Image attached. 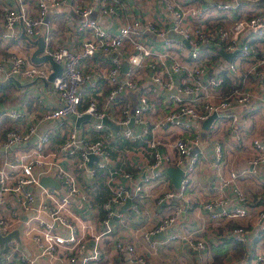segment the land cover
Listing matches in <instances>:
<instances>
[{"label": "built area", "instance_id": "obj_1", "mask_svg": "<svg viewBox=\"0 0 264 264\" xmlns=\"http://www.w3.org/2000/svg\"><path fill=\"white\" fill-rule=\"evenodd\" d=\"M158 1L164 10L162 22L149 17H129L127 0H101L103 13L115 14L116 31L108 29L104 20L90 16L92 5H79L74 0H37L35 14L29 11L27 0H17L15 6L5 5L0 29L3 38L14 37L19 22L27 35L35 37L41 32L51 6H68L83 18L78 22L82 33L79 46L52 44L50 36H44L43 52L63 66L61 73L51 79L59 103L42 111L35 121L26 120L15 106L0 110L4 131L0 135V151L13 148L14 153L6 154L0 162V234L19 228V240L32 247V253L28 254L16 236L3 245L0 242V264H100L104 259L106 264H120L122 260L157 264L135 242L117 237L112 219L115 215L125 219L123 205L129 198L133 211L141 215L139 200L145 186L162 179L167 174L165 167L172 164L183 168L181 183L157 194L156 204L169 207L170 211L163 213L146 235L150 238V233L175 224L192 203L187 192L191 173L198 160L208 154L204 149L190 152L202 143L205 119L216 112L212 121L223 117L235 123L250 112L255 89L246 83L250 79L264 82L263 0ZM146 31L162 37V46H151ZM221 48L235 52L227 58ZM99 52L112 54L111 65L104 71L96 68L85 71L84 61ZM52 71L51 63L41 65L21 53L0 59L4 78L49 80ZM101 77H106L110 85L104 104L95 92L84 104L85 82L94 88ZM141 79H147L148 83L142 85ZM138 87L136 104L129 97H121L125 90ZM150 90H155V96ZM156 95L164 97L163 100L157 101ZM261 97L264 102V88ZM84 112L97 118L93 127L98 136L92 137L88 130L84 133L75 123L65 128L67 116ZM104 117L125 126H107ZM132 118L134 124L129 125ZM45 121L56 124L39 131L40 123ZM172 124L182 129L171 137L174 153L167 150V141L158 133ZM34 134L38 137L30 142ZM124 140L145 142L148 161L140 166L146 168L145 173L141 175L137 169L122 165L110 170L109 192L99 200L79 181V169L95 176L100 169L111 167V143ZM252 141L257 152L244 173L254 172L259 163H264V138L253 137ZM213 144L215 160L219 161L221 143L217 140ZM44 175H52L60 185L44 184ZM117 175L124 180L117 182ZM240 177V172L231 170L214 182L217 191H225L235 182L236 203L230 204V196L224 192L203 203L215 221L226 217L246 221L224 226L218 242L223 237L243 243L250 239L251 209L246 193L237 184ZM257 221L254 254L238 264H264V208L258 210ZM108 237L113 238L110 246ZM185 238L197 255L209 251L205 238L191 235Z\"/></svg>", "mask_w": 264, "mask_h": 264}, {"label": "crops", "instance_id": "obj_2", "mask_svg": "<svg viewBox=\"0 0 264 264\" xmlns=\"http://www.w3.org/2000/svg\"><path fill=\"white\" fill-rule=\"evenodd\" d=\"M79 5H92L93 11L91 17H97L104 20L108 29L116 31L118 21L115 14L103 13L100 8L101 0H74ZM17 0H0V29L2 28L3 14L5 5H17ZM128 7L126 9L129 17L141 16L154 18L162 22L164 20L162 13L164 10L158 0H127ZM29 11L33 14L37 12V0H27ZM264 5V0L261 2ZM83 18L82 14L76 13L68 6L64 7H49L45 22L41 25V32L35 37L24 36V25L22 22L18 23L17 33L12 38H3L0 36V59L8 58L13 53H21L27 58L33 60V53L38 48L39 43L34 41L45 35L50 36V43L54 44L60 42L70 46H79L82 33L78 27V22ZM214 19L213 16H210ZM228 24L232 21L228 20ZM77 25V26H76ZM149 42L154 43L155 46L161 47L164 43L162 37H157L153 33H144ZM45 42V40H44ZM31 49L29 50V47ZM212 46V45H211ZM27 48V49H26ZM211 53L214 50H209ZM44 54L40 52L39 55ZM112 54L97 53L93 58L86 59L83 63V69L88 71L90 69H98L104 71L111 65ZM50 63V61H49ZM127 61H124V65ZM124 67V66H123ZM125 70V69H124ZM141 71L139 70V75ZM142 75V74H141ZM0 77L4 80L2 72ZM1 79V80H2ZM146 80V81H145ZM141 84L148 83L147 79H141ZM144 81V82H143ZM247 86L255 89V95L251 100V110L246 115H241L235 122L229 123V120L223 117H218L212 121L208 128H204L202 133V143L200 146L192 147L190 152L206 150L208 153L205 158L199 161L195 167L193 179L191 180L187 192L192 196V203L190 207H186L182 215L175 224L170 227L161 229L158 232L150 233V238L146 235L154 226L160 221L163 213L169 212V207H163L156 204V196L158 193L169 187H175L171 177V185L166 186L163 179H156L145 186L143 197L139 200L143 209L141 215H136L131 207V202L128 206H124V210L131 209L132 213L136 215L134 220L125 222V219H120L119 215H115L112 219L113 225L117 232V237H122L123 240H129L136 243L137 247L142 249L150 261L157 264H201L206 262H225V264H238L247 261L254 254L255 248L253 244V233L258 228L257 212L260 208H264V163H259L254 172L244 173L243 170L249 166V161L256 155L257 149L253 144V137L264 138V102L261 94L264 88V82L255 79H250L246 83ZM109 83L106 77L99 78L96 87H88V81L85 82L84 104L87 103L89 95L93 92L98 94L101 104H104L106 95L109 90ZM139 87L136 89H127L124 94L131 98L132 103H137ZM151 94L155 96V90H150ZM157 96V95H156ZM164 97L157 96L156 100L161 102ZM59 103L58 97L52 91V81L44 79H20L18 81L9 80L8 82H0V110L7 109L11 106L17 107L22 113L23 117L28 121H35L42 111L55 107ZM109 118V117H108ZM110 119V118H109ZM224 120V130L222 133L213 136L211 128L216 126V121ZM66 127L76 123V119L67 116ZM89 120L84 119L77 126L80 130L86 133L88 130L92 137L99 135V132L89 124ZM112 123L114 122L110 119ZM94 122V120H93ZM106 123V122H105ZM56 124V121H45L40 123L39 131L45 130ZM119 124V123H116ZM132 123L131 125H133ZM107 126L114 127L111 123H106ZM3 123H0V135L4 134ZM122 127V126H121ZM119 127V128H121ZM124 127V126H123ZM238 131L241 136H238ZM170 135H165L164 141H167V150L174 153V147L170 144ZM221 143V158L219 161L215 160V147L213 141ZM112 163L111 167L107 169H100L95 176L90 175L83 169H79V181L83 186L88 188L97 199L103 200L109 192L107 176L108 172L118 166H123L126 169H137L138 173L143 175L146 168L140 167L145 161H148L147 148L145 142L132 143L129 140L112 142ZM13 148L9 151H0V162L6 154H14ZM17 149H15L16 152ZM68 163L67 160H64ZM231 170H236L241 173V177L237 180V184L244 190L247 196V202L250 204L251 215L248 218L250 222V239L243 243L236 240L225 238L218 242L217 237L220 235L223 227L232 225L234 223L246 222L240 217H226L219 221L212 219L208 211L203 207L205 200L219 195L226 194L230 196V204L236 203L235 191L233 183L226 187L225 191L214 190V182L220 175H228ZM124 180L122 175L116 176V181ZM220 208V207H219ZM125 212V211H124ZM20 231V230H19ZM194 236L205 238L210 246L207 254L199 256L196 251L188 244L185 236ZM20 236L18 233L17 239ZM113 241L112 237L107 238V243L110 246ZM24 250L30 254L32 247L27 243L19 240ZM31 244H33L31 242ZM120 264L128 263L126 260L120 261ZM106 264V260L100 262Z\"/></svg>", "mask_w": 264, "mask_h": 264}, {"label": "water", "instance_id": "obj_3", "mask_svg": "<svg viewBox=\"0 0 264 264\" xmlns=\"http://www.w3.org/2000/svg\"><path fill=\"white\" fill-rule=\"evenodd\" d=\"M24 36L28 37L27 34H24ZM36 42L39 43V46L38 48L35 49L34 53H33V60L35 62H41V61H45V60H49L50 63L53 65L54 67V71H52V73L50 74L49 76V79H53L55 75L57 74H60L62 69H63V66L60 62L56 61L52 55L48 54V53H44V54H41L39 55L40 52L43 51L44 49V38L43 37H40L36 40H34ZM221 52L227 57V58H231L234 54L235 51H226L224 50L223 48H221ZM124 69L126 70L127 69V65L125 64L124 65ZM2 77H0V82H8L9 80H15V81H18L17 78H5L4 80L2 79ZM71 116H73L75 119H76V123L77 125H79L81 123L82 120L84 119H92V120H97L96 117H94L91 113L89 112H84L82 113L81 115H75V114H71ZM216 117V112L212 113L208 118L205 119L204 123H203V126L204 128H208L211 121ZM103 121L108 123V124H112L114 127H123L125 125L123 124H114L111 122V120L108 118V117H104L103 118ZM133 123V118L131 119L129 125H131ZM38 137V134H34L32 136V138L29 140L30 142L32 141H35ZM28 144V142L24 143V145ZM15 145V144H14ZM166 171L167 173H169L173 179V182H174V185L176 187H178L181 183V179H182V176H183V168L181 166H178V165H168L166 167ZM42 182L44 184H52V185H55V186H59L60 185V182L54 178L52 175H44L43 178H42ZM131 202V199L129 198L127 200V202L124 204V206H128ZM18 233H19V228L17 229H14L13 231L9 232L8 234L6 235H1L0 234V242H1V245H3L4 241H6L8 238L10 237H13V236H18ZM133 264H139L138 262H134Z\"/></svg>", "mask_w": 264, "mask_h": 264}, {"label": "rangeland", "instance_id": "obj_4", "mask_svg": "<svg viewBox=\"0 0 264 264\" xmlns=\"http://www.w3.org/2000/svg\"><path fill=\"white\" fill-rule=\"evenodd\" d=\"M148 41L150 40V36L148 35V39H147ZM154 45V43H151V46H153ZM27 49V48H26ZM31 49V46L29 47V50ZM28 60L29 61H32L30 58H28ZM49 63V60H45V61H41V62H38V64H41V65H43V64H48ZM89 124L91 125V126H93V120H89ZM223 130H224V120H222V119H220V120H218V121H216V126L215 127H213V128H211V134L213 135V136H215V135H217V133H218V135L220 134V133H222L223 132ZM182 131V129L179 127V126H177V125H170L168 128H165V129H162V130H159L158 131V133H159V135L160 136H162V137H165V135L166 136H168V135H170V136H172V137H174V136H176L178 133H180ZM220 136V135H219ZM216 137V136H215ZM200 160H202V158H200L199 160H198V162L196 163V166H197V164L199 163V161ZM195 166V167H196ZM195 169V168H194ZM194 171L195 170H193L192 171V173H191V180L193 179L192 177H193V174H194ZM162 177V179L165 181V185L166 186H170L171 185V178L167 175V174H164V175H162L161 176ZM124 216H125V221L123 222V223H125L126 221L127 222H129L130 220H134V217H136V215H134L133 213H132V211H131V209H126L125 210V213H124Z\"/></svg>", "mask_w": 264, "mask_h": 264}, {"label": "trees", "instance_id": "obj_5", "mask_svg": "<svg viewBox=\"0 0 264 264\" xmlns=\"http://www.w3.org/2000/svg\"><path fill=\"white\" fill-rule=\"evenodd\" d=\"M122 98L127 97L124 93L121 95ZM232 241H235L234 239H232ZM237 242V241H236Z\"/></svg>", "mask_w": 264, "mask_h": 264}]
</instances>
